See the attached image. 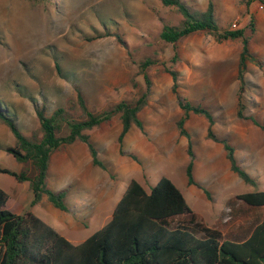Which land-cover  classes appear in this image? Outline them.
Returning a JSON list of instances; mask_svg holds the SVG:
<instances>
[{
	"label": "rangeland",
	"instance_id": "374dc122",
	"mask_svg": "<svg viewBox=\"0 0 264 264\" xmlns=\"http://www.w3.org/2000/svg\"><path fill=\"white\" fill-rule=\"evenodd\" d=\"M183 2L199 12L211 4L220 31L243 32L248 52L260 67L245 63L239 99L235 77L241 39L216 43L199 31L174 44L164 43L159 39L161 27H176L182 18L160 0H0V110L14 119L26 138L40 136L35 107L49 116L67 101L74 102L76 92L93 113L134 100L144 88L139 65L145 60L152 63L145 71L150 81L147 104L138 113L142 130L132 127L118 144L120 122L118 115H112L85 132L101 167L91 164L86 145L78 141L51 154L45 186L65 191V211L55 209L46 196L31 206L28 184L0 173V190L7 196L5 210L30 213L76 245L109 220L130 180L148 193L165 178L192 216L170 219L169 227H184L202 238L197 224L209 226L219 216L220 221L228 207L230 222L213 228L236 223L238 233L251 230L260 219V209L236 196L264 190V132L236 114L241 109L244 117L264 127V0ZM173 55L176 60L171 62ZM166 69L176 73V95L170 91L172 80ZM176 96L210 113L212 133L233 148L236 163L253 186L229 171L221 144L205 138L203 117L190 114L184 123L189 138L178 135L175 123L182 112ZM188 141L193 154L191 175L199 189L186 185ZM12 145L10 132L0 124V167L30 174L29 163L19 164L3 151ZM219 234L221 240L238 241Z\"/></svg>",
	"mask_w": 264,
	"mask_h": 264
},
{
	"label": "trees",
	"instance_id": "16d2710c",
	"mask_svg": "<svg viewBox=\"0 0 264 264\" xmlns=\"http://www.w3.org/2000/svg\"><path fill=\"white\" fill-rule=\"evenodd\" d=\"M160 2L162 6L174 7L182 18L176 27H161L159 39L164 43L174 44L199 31L209 34L216 43L241 39L235 77L239 99L243 92L245 63L254 62L260 67V63H256L248 52L243 32L220 31L211 4L207 5L205 11L199 12L186 6L183 0ZM251 24L252 21L249 20V27ZM175 60L176 56L173 55L170 61ZM151 64L145 60L139 65L144 88L134 100L120 101L100 113H93L78 92L74 102L67 101L64 107L53 110L49 116L44 115L42 107H35L39 137L34 134L30 138L23 136L14 119L0 110V123L14 139V145L4 148V152L19 164L29 163L31 168L30 174L25 170L16 174L0 167V173L11 176L17 183L28 182L32 195L31 206L37 204L44 195L55 209L65 211V191L54 192L45 186L51 154L61 146L78 141L86 145L91 164L101 167L85 132L108 122L112 115H118L120 122V132L116 139L118 144L132 127L142 130L138 113L147 104L150 81L145 71ZM165 73L172 80L170 91L176 95V73L168 69ZM176 103L182 112V117L175 123L178 135L189 138L184 123L190 114L203 117L207 124L205 138L221 144L229 170L244 184L253 186V180L236 164L233 148L212 133L214 122L210 113L178 96ZM238 106L240 107L239 104ZM236 116L248 119L264 132V127L251 117H244L241 109ZM186 154L189 158L185 167L186 184L200 188L191 175L193 154L189 141ZM203 193L208 197L206 191L203 190ZM236 198L249 207L261 209V219L249 236L241 242L221 240L218 232L197 224L204 233L202 238H198L187 228H171L167 224L174 217L191 216L181 194L168 179L160 178L148 193L138 183L130 180L109 220L88 238L73 245L30 213L15 215L5 210L7 196L0 190V264H264V190L240 194Z\"/></svg>",
	"mask_w": 264,
	"mask_h": 264
},
{
	"label": "crops",
	"instance_id": "0c3cea01",
	"mask_svg": "<svg viewBox=\"0 0 264 264\" xmlns=\"http://www.w3.org/2000/svg\"><path fill=\"white\" fill-rule=\"evenodd\" d=\"M1 124V123H0ZM1 125H3V124H1ZM4 126V125H3ZM5 127V126H4ZM6 128V127H5ZM7 129V128H6ZM9 132V131H8ZM12 136V135H11ZM13 138V137H12ZM13 145H14V139H13ZM12 145V146H13ZM4 149V148H3ZM4 151V150H3ZM10 156V155H9ZM224 157H225V153H224ZM12 158V157H11ZM13 159V158H12ZM14 160V159H13ZM236 162V161H235ZM228 163V162H227ZM237 164V163H236ZM238 165V164H237ZM228 169H229V165H228ZM230 171V170H229ZM231 172V171H230ZM232 173V172H231ZM234 174V173H233ZM235 175V174H234ZM236 176V175H235ZM237 177V176H236ZM238 178V177H237ZM239 179V178H238ZM242 182V181H241ZM23 183H27L28 184V182H23ZM243 183V182H242ZM187 185V184H186ZM187 186H193V185H187ZM193 187H195V186H193ZM197 188V187H196ZM199 189V188H198ZM32 196V195H31ZM44 196V195H43ZM32 200V199H31ZM31 202V201H30ZM252 208V207H251ZM258 209H260V208H258ZM260 212H261V209H260ZM221 213V212H220ZM220 213H219V215H220ZM181 216H183V215H181ZM178 217V216H177ZM192 217V216H191ZM220 217V216H219ZM219 217H218V220L215 222V223H213V224H211V225H209V226H205V228H207V229H210V230H214V231H216V232H224L226 235H228V236H230L231 238H233V239H237L238 241H236V242H241V241H243V240H245L248 236H249V234H250V232H251V230H252V228L260 221V219H261V216H260V219L253 225V227L251 228V230L249 231V232H247L245 235L243 234V233H238V231H235L236 229H237V224L235 223L234 225L232 224V225H230V226H226V227H223L222 226V228L220 227V229H214L213 228V226H215L216 224L218 225V226H220L219 225ZM175 218V217H174ZM173 219V218H172ZM204 227V226H203ZM101 228V227H100ZM222 234V233H221ZM242 236H245L244 238H242ZM228 240V239H227ZM232 241V240H231Z\"/></svg>",
	"mask_w": 264,
	"mask_h": 264
},
{
	"label": "built area",
	"instance_id": "2783aa9c",
	"mask_svg": "<svg viewBox=\"0 0 264 264\" xmlns=\"http://www.w3.org/2000/svg\"><path fill=\"white\" fill-rule=\"evenodd\" d=\"M259 9H261V6L259 7ZM231 28H235V23H232L231 24ZM222 211L223 212H222V216H221L220 222L222 224L227 225L230 222V213H231V210H230V208L226 207Z\"/></svg>",
	"mask_w": 264,
	"mask_h": 264
}]
</instances>
